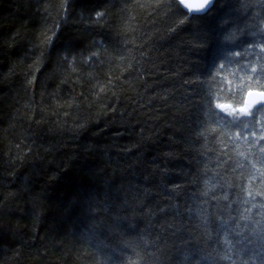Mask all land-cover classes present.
Returning <instances> with one entry per match:
<instances>
[{"label":"trees","instance_id":"1","mask_svg":"<svg viewBox=\"0 0 264 264\" xmlns=\"http://www.w3.org/2000/svg\"><path fill=\"white\" fill-rule=\"evenodd\" d=\"M262 42L264 0H0V264H261L264 124L212 113Z\"/></svg>","mask_w":264,"mask_h":264},{"label":"snow or ice","instance_id":"2","mask_svg":"<svg viewBox=\"0 0 264 264\" xmlns=\"http://www.w3.org/2000/svg\"><path fill=\"white\" fill-rule=\"evenodd\" d=\"M178 4L186 9L187 13L191 14L193 18H197L209 14L216 4V0H178ZM188 19L189 16L186 15L184 20ZM184 20H182L181 23H183ZM234 38L235 33H231L228 36V39ZM260 48L261 53H264V42L260 44ZM243 54L255 55V46L252 48H245ZM233 55L239 57L242 53L236 52ZM224 67V64H220L221 70ZM245 69H247V80L243 81L242 79L240 85V92L245 98L237 106H229L231 108L230 111H228L224 105L217 103L215 108L219 109L220 112L213 111L212 115L215 117V122L227 123L240 129V131L235 133L237 137L242 135L245 129L249 130L251 136L256 137L257 133L251 130V126L254 123L264 124V120H256L258 113H264V63L259 64V67L255 64L250 67L246 65ZM221 113H224V115H221ZM228 117H230V119H228ZM262 132H264V129H262ZM258 140H264V134H260ZM260 151L264 152V147H261ZM84 194L87 195L88 193L85 192ZM226 198L227 197H225V199ZM205 222H207V220H205ZM225 243H228L227 237L225 238ZM261 264H264V257L261 258Z\"/></svg>","mask_w":264,"mask_h":264},{"label":"water","instance_id":"3","mask_svg":"<svg viewBox=\"0 0 264 264\" xmlns=\"http://www.w3.org/2000/svg\"><path fill=\"white\" fill-rule=\"evenodd\" d=\"M186 10V9H185ZM187 11V10H186Z\"/></svg>","mask_w":264,"mask_h":264}]
</instances>
